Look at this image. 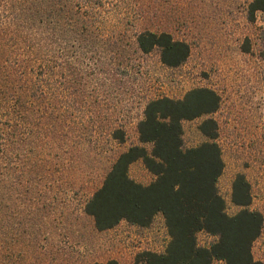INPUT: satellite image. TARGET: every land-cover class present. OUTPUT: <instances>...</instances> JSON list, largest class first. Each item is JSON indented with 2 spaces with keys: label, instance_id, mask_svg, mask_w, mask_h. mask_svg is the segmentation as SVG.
I'll list each match as a JSON object with an SVG mask.
<instances>
[{
  "label": "trees",
  "instance_id": "16d2710c",
  "mask_svg": "<svg viewBox=\"0 0 264 264\" xmlns=\"http://www.w3.org/2000/svg\"><path fill=\"white\" fill-rule=\"evenodd\" d=\"M100 3L0 0V264H33L28 245L19 246L15 233L30 237L32 215L48 208L55 187L60 191L80 184L86 172L76 178L72 152L79 151L87 130L102 134L105 129L113 141L125 142L119 127L66 124L64 73L76 79L79 57L99 56L90 49L103 40ZM257 13L264 15V0L248 4L250 22ZM262 35L264 39V29ZM134 41L143 54L158 50L161 63L169 68L183 65L189 56L188 44L166 32L140 31ZM243 46L249 53L250 41ZM92 66L97 72L95 63ZM220 104V96L210 88L191 89L182 99L148 100L136 126L139 145L117 155L87 195L83 212L97 232L122 222L147 228L156 215L163 217L169 237L165 250L142 252L135 264H263L252 256L264 217L250 209V184L243 174L235 176L231 203L238 211L233 215L226 212L218 191L224 162L212 115ZM195 119H201L197 129L203 142L186 148L183 123ZM137 161L153 176L147 185L129 176V167ZM82 162L80 158L77 165L85 169ZM201 232L215 238L209 247L198 245ZM92 264L119 263L111 259Z\"/></svg>",
  "mask_w": 264,
  "mask_h": 264
},
{
  "label": "rangeland",
  "instance_id": "374dc122",
  "mask_svg": "<svg viewBox=\"0 0 264 264\" xmlns=\"http://www.w3.org/2000/svg\"><path fill=\"white\" fill-rule=\"evenodd\" d=\"M251 1L101 0L97 8L104 20L98 29L103 40L90 49L99 56L94 60L80 56L76 79L64 73L65 111L69 115L66 124L69 128L119 127L125 142L113 141L105 129L102 134L87 130L79 151L72 152L76 155V178L86 172L81 186L60 191L55 187L48 208L32 215L30 237L25 238L21 231L15 233L19 246L28 245L33 264H92L111 259L135 264L142 252L165 250L169 237L160 214L147 228L122 222L111 230L97 232L92 218L83 212L84 201L111 161L130 146L139 145L136 126L146 102L159 97L182 99L194 88H210L221 99L212 118L218 125L224 162L217 187L226 212L233 215L238 211L231 203V187L235 176L243 174L251 187L250 209L264 217V15L257 13L254 22L248 20L246 9ZM147 30L166 32L187 43L185 63L169 68L161 63L158 50L141 53L134 38ZM246 39L251 44L249 53L243 52ZM70 51L66 46L65 53ZM69 62L73 61L67 59ZM92 63L97 72L91 71ZM89 109L92 116L86 113ZM200 121L183 123L186 148L203 142L197 129ZM80 158L85 169L77 165ZM128 173L142 185L153 180L141 161L133 163ZM214 241L204 232L197 235L201 247H209ZM252 256L264 264V226L252 244Z\"/></svg>",
  "mask_w": 264,
  "mask_h": 264
}]
</instances>
